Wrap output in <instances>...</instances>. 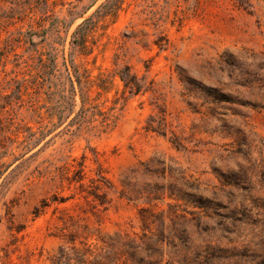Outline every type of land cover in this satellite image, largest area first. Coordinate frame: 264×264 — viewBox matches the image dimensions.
Segmentation results:
<instances>
[{
	"label": "rangeland",
	"instance_id": "1",
	"mask_svg": "<svg viewBox=\"0 0 264 264\" xmlns=\"http://www.w3.org/2000/svg\"><path fill=\"white\" fill-rule=\"evenodd\" d=\"M110 3L49 0L43 18L35 11L0 33V46L11 34L0 63V259L6 254L17 264H50L72 246L62 234H76V247L100 248L98 235H141L140 209L163 212L168 225V205H175L172 211L187 220L176 218L174 226L187 249L163 245L164 252H175L173 264H254L264 229V0H123L115 16L102 18ZM82 36L88 55L79 48ZM118 52L124 54L119 65L153 82L167 115L166 136L143 129L157 111L146 93L118 104L117 125L102 136L71 138L59 128L30 151L22 149L27 128L46 124L67 77L65 65L70 69L73 60L93 77L112 69ZM6 72L7 79H24L19 99L13 85L2 89ZM112 84L99 101L107 100L106 106L121 88L117 78ZM220 93L227 102L214 103ZM173 134L180 145L173 144ZM83 155L86 175L94 177L100 166L114 186L105 209L92 208L73 187L37 176L49 163L57 167L66 156ZM150 159V169L158 168L157 161L172 169H165V178L159 172L129 178ZM122 181L130 184L125 190ZM156 190L160 200L149 202L148 193ZM7 217L19 232L7 230Z\"/></svg>",
	"mask_w": 264,
	"mask_h": 264
},
{
	"label": "trees",
	"instance_id": "2",
	"mask_svg": "<svg viewBox=\"0 0 264 264\" xmlns=\"http://www.w3.org/2000/svg\"><path fill=\"white\" fill-rule=\"evenodd\" d=\"M48 2L49 0H0V33L6 32L9 26L23 23L26 19H32L31 16L35 11L40 14V19L43 18L48 11ZM54 2L52 1L51 3ZM122 2L123 0H111L110 5H106L107 8L101 14V17L104 18L108 15L115 16ZM91 20L92 17L85 19L83 23L79 24V27L82 28L85 24L90 23ZM17 34L18 36H25L22 32H17ZM10 38L11 34L1 41L0 63H3L2 58L6 57V52H8L11 44ZM155 43L160 49H165L162 48L163 46L160 42ZM79 48H81L85 55L90 54V50L85 45L83 36ZM122 57H124L122 52L115 53L112 69L100 72L93 77L89 75L87 70H80V67L75 65L73 60L69 62L70 69L65 65L67 77L60 86L61 88L57 91L58 99L49 108L50 112L47 114L46 124L40 126L36 131H31L30 128H27L28 133L22 141L24 144L22 149H29L28 151H30L31 147L37 146L42 140L59 128L61 130H59L58 134H69L71 138H78L83 132L91 136H102V134L116 127L118 122V116L116 115L118 104L122 107L129 98L146 93L152 95L151 98L155 100L153 103L157 111L154 115L148 117L143 129L145 132L150 131L151 133L166 136L167 131H170L167 128V115L165 110L157 104V98H154L156 91L153 87V82L147 80L145 77H138L136 74L131 73L132 69L130 65H119L118 60H121ZM40 66H45V61L42 59H40ZM16 75L7 79L8 74L6 72L2 79L4 83L2 89H10L13 85L18 95L17 99H19L24 79L17 80ZM115 78L121 83V88L115 91L113 98L110 100L111 105L106 106L105 103L107 100L101 103L99 101L104 93L111 90L113 86L112 81ZM204 93L208 99V103H210L211 88L205 89ZM76 95L79 96V109L74 111V96ZM1 98L4 99L5 97ZM225 98L227 97L221 93L218 95L215 94L212 101L214 103L227 102ZM34 116L40 121L43 120L37 110H33L32 117ZM21 121L23 122V120ZM172 141L173 144L180 145L174 134ZM48 142L45 143V146ZM37 154L38 151L33 153L32 156H36ZM62 160L63 164L57 167H53L49 163L41 171L37 172V176L39 178H48L49 181L57 184L61 188L64 185L68 189L73 187L84 201L93 204L92 208L101 207L105 209L111 203L109 192L114 189L113 184L106 177V172L99 166L94 173V177L89 178L85 172L84 155L79 159L66 156ZM152 162L153 159L140 162L137 167L130 170L128 174L129 178H132L135 173L155 175L158 172L162 178H165V169H172L170 166L158 161L155 164L153 163V166H158V168L150 169L148 165ZM51 167L53 168L51 169ZM121 186L125 190L130 184L122 181ZM158 191L148 193L147 199L149 202L152 200H160L159 196H157V193H160ZM168 194L169 198L174 197L175 200L184 201L186 204L188 203L186 198L173 196L171 193ZM42 206L44 207L46 204H42ZM201 207L206 206L203 205ZM168 208L170 212L167 215L169 216L170 222L168 225L164 223L163 212L155 213L152 209L142 208L138 212L141 222V235L130 236L126 233L98 235L97 241L100 244V248L82 242H80V247H76L74 245V242L78 239L76 234H68L67 236L62 234V237H67V242L71 243L72 246L67 251L60 249L58 256L51 258L50 264H173V255L175 252H164L163 245L165 244L167 248L170 247L173 251H181L182 248L183 250L187 249L184 239L177 236V230L174 228L176 218L183 219V222L187 220L184 219V216L177 215L172 211L175 205H168ZM9 209L8 207L6 208L5 215L9 214ZM6 223L8 231L11 232L13 229L16 232L20 231L18 228L13 227L11 217H7ZM166 231L167 233H165ZM180 233L185 234V231L181 230ZM259 236L260 241L256 244L257 250L254 264H264V229L260 231ZM174 239H177L179 244H175ZM166 255L167 259H165ZM184 255L186 254L184 253ZM6 257L5 254L3 256L5 259L3 261L0 259V264H17L10 262Z\"/></svg>",
	"mask_w": 264,
	"mask_h": 264
}]
</instances>
